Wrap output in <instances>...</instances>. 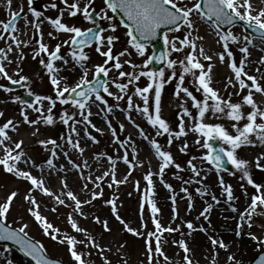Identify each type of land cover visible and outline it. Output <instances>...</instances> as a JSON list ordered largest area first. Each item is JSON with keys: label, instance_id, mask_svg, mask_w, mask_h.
Here are the masks:
<instances>
[{"label": "snow or ice", "instance_id": "1", "mask_svg": "<svg viewBox=\"0 0 264 264\" xmlns=\"http://www.w3.org/2000/svg\"><path fill=\"white\" fill-rule=\"evenodd\" d=\"M0 3L7 6L10 15L7 21H0L2 26L0 40L5 41V46L0 47V77L12 85L24 88L27 95L32 97L31 100H27L19 95L10 96L13 102L19 103V115L22 119L8 118L0 124V151L3 153L0 155V167L17 180L27 183V189L23 194V201L28 205L26 213L45 236L66 246L72 264H89L86 257H90L91 252L81 250L78 247L80 244H83L85 249L94 247L103 257L105 264H110L108 258L104 256L105 246L97 243L74 217L87 219L89 214L85 211V206L91 207L97 199L105 197L104 185L118 188L119 185L128 183L138 166L147 168L143 173L145 182L143 191L139 179L133 182L135 190L141 193L143 231L131 227L120 216L118 197L115 194L111 199L105 198L103 203L111 206L113 216L123 225L124 230L144 237L148 264H159L160 257L170 262L171 258L163 249V234L180 232L181 225L186 226L188 229L186 235L189 237L196 231L208 234L214 250L212 256L208 258L215 264L219 249L227 252L229 248V244L225 243L223 238L214 236L209 231L210 215L214 205L221 204L225 205V210L231 209L239 216V222L234 230L235 235L239 237L246 234L255 241L259 250L255 264H264V236H258L251 231L253 217L264 214V184L257 182L250 170L253 166L264 170V151L255 156L254 162L239 155V150L248 146L259 144L264 147V103L257 100V95L264 97V55L257 61L255 71L259 75L251 74L247 70L252 56L250 48L256 47L264 51V7L257 9L252 0H191L190 3L186 0H101L99 8L95 0H48L42 6H34V0H27L25 12L23 3L19 5L18 10L12 9L13 0H0ZM48 9L56 10L57 14L46 15ZM117 12L123 17L119 23L113 15ZM29 14L32 19H29ZM77 17L82 18L90 26L84 27L76 23ZM20 19L25 21L23 28L30 26L34 33L38 34V39L20 38L18 35L22 31L18 26ZM45 21L52 29L47 33L48 42L44 40L42 30ZM201 23H207L211 28L215 43L222 49L215 55L218 56L219 62L226 63L230 70V74L225 78L226 82H223V90L214 86L216 83L212 74L214 63L211 62L213 56L207 54L203 43H198L206 39V34L199 31ZM238 24L244 29L239 33L234 30V26ZM121 26L126 29L128 47L115 51L116 43L120 40L116 33ZM174 32H183V36L172 35ZM63 36L66 38H62ZM157 37L162 39V50L146 54L148 42L155 41ZM51 41L57 42L52 45ZM33 43L37 47L32 48V59L39 58V64L47 76L52 94L35 92L30 87L32 78L22 74L21 62L25 59L23 49ZM230 45L237 46L241 53L239 60L236 59ZM17 49L19 52L13 61L9 53L16 52ZM93 49L103 58L102 62L89 63ZM132 50L141 58L139 63L130 59ZM124 57L129 58L123 59ZM202 60L209 63L205 64ZM13 62L17 66L14 73L10 74L7 65ZM153 62L163 66L152 68L150 65ZM125 65L132 70L125 71ZM77 69L79 74L75 81L70 83V77ZM113 71L116 73L115 76L111 74ZM142 77L148 81L143 87L137 83ZM188 77L191 79L188 80ZM173 81L179 109L175 128L164 117L162 105L164 87ZM132 86L134 91H131ZM113 87L117 91L114 92ZM0 89L10 94L14 92L13 88L3 83H0ZM233 96L236 97L235 100ZM109 97L113 98L115 103H110ZM134 97H138L142 103L134 102ZM125 99L127 106L122 111L137 130L139 138L150 145L156 158V169H153L151 161L145 165V161L139 159L140 145L131 134L121 137L120 133L126 128L125 123L121 122L117 129L108 118L115 109H121L119 102ZM57 103L68 107L62 108L57 114L54 111ZM93 107L98 109L97 115L105 114L107 130L111 133L113 151L116 153L112 155L107 151L94 152L92 159L96 164L95 170L84 156L87 150L86 141H91L92 144L99 143L97 136L93 135L90 129L101 135L105 133V129L93 123L91 119ZM29 109L36 113L34 119L29 115ZM133 112L146 120L154 135L136 122ZM3 116L4 112L0 110V117ZM221 120L229 121L230 127L225 123L216 122ZM57 121L67 129L59 137L63 144H58L57 139L53 137L37 139L36 143L46 149L49 145L52 146L48 149L50 155L41 163H37L28 155L23 147V139H13L10 135V132H19L22 125H29L35 126L32 135L36 136L41 123L49 126ZM190 132L196 134L195 144L205 151L198 157L192 156L187 159L185 166L177 161L171 146L175 141L184 138L178 149L181 153H187L189 142L186 137ZM163 136H166L167 147L157 139ZM70 150L77 153L82 160L73 159ZM61 156L67 164L57 163ZM197 160L200 161L199 167L195 163ZM121 162L128 169L123 179L119 177L118 166ZM225 162L235 170L230 174L240 173L242 181L240 188L243 195L250 198V203L243 211L236 206L235 201L238 197L233 186L226 183L221 175L222 172L229 171L225 167ZM169 168L177 170L172 175L182 181L180 191L184 194L183 197H178L174 186L165 179ZM33 169H38L40 174H34ZM45 169L48 170L47 173ZM70 169L78 172L86 199H81L69 188L67 173ZM213 169L218 175L220 196L210 194L208 188L204 186L206 173ZM186 170L191 172L188 179L177 174ZM53 172L60 180L59 191L49 186ZM157 177L172 193L169 200L172 205L173 222L180 218L178 198L186 199L189 212L195 207L193 193L189 191L188 185H198L195 193L201 198L210 195L211 202H205L196 217L197 220L203 217L209 227H205L204 224L196 225L192 220H182L176 227H172L171 224L164 226L158 215L162 210L153 198L154 178ZM246 185L252 186L254 191L249 193ZM36 192L55 201L51 208L53 212L58 211L59 206L71 208L67 222L74 232L83 234L84 239H78L77 236L61 230L43 215ZM18 196L20 190L16 188L0 199V241H10L17 245L19 251L30 258L31 264H64L60 259L50 258L45 245L30 236L28 231L30 224L24 216H18L14 224L8 222ZM145 208L151 213L152 230L148 229L143 217ZM92 219L97 224H102L105 231L111 230L107 219L102 220L98 215H93ZM245 226L248 229L246 233ZM181 235L183 237L185 233ZM173 243L183 250L185 264H193L190 255L192 249L187 240L181 238L173 240ZM123 246L122 244L121 247ZM227 261L229 264H241V261L231 253L227 255ZM0 264H14L7 245L0 249Z\"/></svg>", "mask_w": 264, "mask_h": 264}, {"label": "rangeland", "instance_id": "2", "mask_svg": "<svg viewBox=\"0 0 264 264\" xmlns=\"http://www.w3.org/2000/svg\"><path fill=\"white\" fill-rule=\"evenodd\" d=\"M13 1L16 3V9H13V10H18L19 5L21 3H23L25 12H27V0H13ZM95 2H96L97 8H99L101 5V0H95ZM186 2L190 3L191 0H186ZM49 16H53V15H49ZM9 17H10V15H9V10H8L7 6L5 4L0 3V21H7L9 19ZM41 19H43V18H41ZM75 22L82 24L84 27L90 26L87 22L83 21L82 18H80V17H77ZM116 22L119 23L117 20H116ZM24 23H25V21L23 19H20L18 22V26L23 27ZM0 30H2V26H0ZM25 30H28V28H26ZM203 30L206 32L208 31L210 33V36H206V40L207 39L209 40L212 36H214L211 28L209 27V25L207 23H203ZM234 30L242 32L244 29L241 26H234ZM117 33L120 34L119 37L123 40V46L121 47V49L123 47H128L126 29L123 26H121L118 29ZM172 35H179L182 37L183 32H179V33L174 32V33H172ZM35 36L38 37L37 35H35ZM62 38H66V37H62ZM45 41L48 42L49 38H47ZM56 42L57 41H51V44L54 45ZM201 42H203V41H198V43H201ZM0 43H2L5 46V41L0 40ZM257 43L259 44V41H257ZM34 45L37 47V45L35 43H34ZM230 47L232 48L236 59L239 60V53L236 52V50L231 45H230ZM146 54H149V55L151 54L150 47H148ZM91 56H92V52H91ZM128 58L129 57H124L123 59H128ZM102 59H103L102 57L98 56L96 59L90 61L89 63L90 64L100 63V62H102ZM130 59H132L134 62H137V63H139L141 61V58L135 53L134 50H132V56L130 57ZM124 70L125 71H131L132 69L128 65H126ZM111 74L113 76L116 75L115 71H113ZM229 74H230V70L226 74V77ZM190 79H191V77H188V80H190ZM147 82H148L147 78L142 77L137 83L139 84V86L143 87L146 85ZM0 83L6 84L8 87H10L12 85L7 80H5V81L0 80ZM186 83H187V80H186ZM169 85H171L172 88L175 87V81L169 83ZM189 86L191 87V85H189ZM219 88H221V89L223 88V85L221 83H220ZM112 90L114 91L115 88L113 87ZM229 90L231 91L232 89H229ZM131 91H134V86H132ZM2 92L8 96L19 95L21 97L22 95H27L25 89L22 87H19L18 89H14V92L11 94L7 93L3 90H2ZM197 95H199V94H197ZM258 98H260V100L263 99L262 97L257 95V99ZM108 99H109L110 103H115V101L112 98L109 97ZM235 99H236V97L233 96V100H235ZM134 102L142 103V101L138 97H134ZM12 103L18 109L20 108V105L18 102L12 101ZM119 103L121 104L120 110L126 108V106H127V100L126 99L120 101ZM93 109L96 112L98 111V109L96 107H93ZM18 114H19V111H18ZM12 115L15 116L14 113ZM101 115L104 116V118H105L104 113H101ZM112 115H113V113L109 114L108 118L112 120L113 126H115L117 129H119V124L121 122L126 123L125 131L123 133H120L122 138L131 132H133L137 135V130L134 127H130L128 125V123L126 122L125 113L121 112L120 113L121 118L117 119V120L115 118H113ZM133 118L136 120L137 123H139L142 127H144L146 129V131H149L152 135H154V132L151 131L150 126L147 124L146 120L142 116H140L137 113H133ZM115 120L118 121V122H116V124H115ZM103 124H104L103 129H105V133L103 135H101L98 132H95V130H93V129H90V131H92V134L97 136L99 143L92 144L91 141H89V143H91V144H90V146H88V150L84 154V156L88 158V163L90 165L94 166L93 170H94V168H96V164L94 163V161L92 159L94 152L107 151L109 153L115 154V152L113 151V146H112L111 133L107 130L106 120L103 121ZM226 125H228L230 127V122L227 120H226ZM50 130H51V133L54 134V136H55L54 138H56L59 142H61V140L59 139L60 135L63 132L67 131L66 126H64L62 123H60L59 126H55V127L51 126ZM82 132L83 131L81 129V133ZM165 138H166V136L157 137V139L160 141V143L162 145H164L165 147H167V145H165V143H164ZM189 138H192L193 144H195L196 134L190 132L189 135L186 137V139L188 140ZM141 142L145 143V141H143L142 139H141ZM180 143H181V141H178L177 146H179ZM171 151L173 152L174 155H176L175 158L177 159V161L182 163V164H185V166H186L187 159H189L195 155L200 156L202 154V152L205 150L199 148L197 145H196V147L195 146L190 147V145H189V149H188L187 153H181V152H179V149L177 151H175L174 149L173 150L171 149ZM27 153H28V155L33 157L37 163H41V161H43L45 159L44 157L49 155L46 151L41 150L40 148H36L32 155L29 154V152H27ZM70 153H71L73 159L82 160V158L79 157L78 154L75 153L74 151L70 150ZM2 154H0V155H2ZM248 154H249V152L245 148H242L241 150H239V155L244 157V158ZM251 155H254L253 157L255 159V156L258 155V153L251 154ZM195 163L197 164L198 167L200 166L199 160L195 161ZM122 164H123L124 170H127V166L124 163H122ZM136 169H138V168H136ZM232 170L235 171L234 169H232ZM251 170L255 171V174L253 175L254 179L257 182L264 184V170L256 169L254 166L252 167ZM176 171L177 170L175 168H169L165 174V179L174 186L175 192L178 195V197H181L178 187L182 185V181L176 179V177H174L172 175V173L176 172ZM74 172H76V171H74ZM177 174L179 176H183V178L186 179L184 174H182L180 172H178ZM206 175H207V179L209 180V182H208L209 184L207 186L209 193L210 194L215 193L217 196H220L221 192H220V189L218 186V175H217V173L213 169V170H210L208 173H206ZM221 175H223L226 183H229L233 186L234 193H235L236 197H238L237 201H235L236 206L238 207L239 210L243 211L244 208L247 206V204L250 203V198L245 197L243 195V190L240 188V184L242 183V181L240 180V173L236 172L235 175H232L229 172H222ZM75 177H77V174L75 175ZM130 179H139L141 182V191H143V189L145 188L143 176H140V175L139 176H131ZM155 183H157L159 185L160 192L161 193L163 192V195L169 197L172 194L170 192V190L167 189L164 186V184H162L161 182H158V180H155ZM56 184L60 185V181L56 180ZM27 186L28 185L25 181L17 180L14 176L6 173L2 169V167H0V199H3L13 189L18 188L20 190V196H18L15 199L12 212L8 217V222L14 224V222L16 221L18 216H21V215L24 216L25 219L28 220L29 224H30V227L28 229L30 236L36 240H40L45 245L49 257L54 258V259H60L64 262V264H72L71 257L67 253L66 246L63 244H59V243L51 240L49 237L45 236L43 234V232L39 229V227L35 223L32 222L31 217L28 216V214L26 213V208L28 207V205L23 201V194L26 191ZM246 187L248 188L249 193L254 191L252 186L246 185ZM80 188L82 189V186ZM114 189L115 190L113 191V188H109L107 186V184H105L104 185L105 197L97 199L93 203L92 212L88 213V211L85 210L89 214L88 218L84 219L83 217H80V216H75L74 218L77 220V222L80 224L81 227L88 230L89 234L96 240L97 243L101 244L102 246H105L104 256H106L108 258V260L110 261V264H125V262H126V264H148L147 257H146V248H145L144 237L136 236L133 233H129L126 230H124L123 225L114 216H113V218H111V215H110L111 214V206L105 205L103 203V200L105 198H107V199L113 198L116 191H118V194H119L120 192H122L124 190H128L129 193H131V195H129V193H128L127 196L120 198L119 196H117L115 194V196L118 197V201H117L118 212H119L120 216L122 217L123 210L127 207V205H131V200L133 198H135L134 203H133L134 208H132V210H133L132 213L137 218V222L134 224H131L129 222L128 223L131 227L143 231V229L141 228V210H140V195H141V193H138L135 190L134 185L132 183H130L129 185H126L124 187H118V188L114 187ZM193 195H194V202H195V206H196V207H194L193 211L195 214H197L198 212H200L202 210L205 202H211L210 195L203 197V198L198 196L196 193H194ZM127 197H128V199H127ZM86 198H87V196H86ZM69 203H71V202H69ZM53 204H51L49 207H46V208L40 206V211L42 212V214L45 215L55 226H57L61 230L66 231L68 234L77 236L78 239H81V240L84 239L83 234L74 232L67 222V215L69 212L72 211V209L68 208V207H64V206H59L58 211L53 212L51 210ZM177 207L179 209L180 216L184 215L187 212V202L184 199L177 200ZM214 207H215V205H214ZM218 207L220 208V211H221L220 214L217 215V213L215 212V213L210 215L211 226L216 227L215 231L212 232V230H211L210 232L214 236H218L220 238H223L225 243L229 244V248H228L227 252L223 249H219V255L216 258L215 264H229V262L227 261V255L229 253L235 255L236 258L239 261H241V264H247L256 254L259 253V250L256 247V242L253 241L246 234H243V235L237 237L235 235L234 230L236 228L237 223L239 222V216L237 214H234V218H236V220L225 219V217L232 215L231 209L225 210L224 204H221ZM167 213H168L170 219H168V222H166V224L164 226H168L169 224H171L172 227H176V225L180 224L182 220H186V218L182 219L180 217L178 220L173 222L171 219L172 218V210L168 209ZM93 215L100 216V218L102 220L107 219L109 221V226H110L111 230L105 231L102 224H97L92 219ZM215 216L218 218H216ZM143 217L147 223L148 229L152 230L153 225L151 222V213L147 208H145V210L143 212ZM231 217H233V216H231ZM198 221L202 222V221H200V219ZM254 221H259L256 216L253 217V223H252L251 231L254 232L258 236H264V222L259 221V223H257L255 226ZM183 227L184 226L181 225L180 231H181V233L186 234L187 228H183ZM247 231H248V229L245 226V233ZM163 240H164L163 249L166 252V254L171 258V260H170V262H166V261H164V259L162 257H160L159 258V264H185V261L183 260V256H184L183 250L180 249L177 244L173 243V240H179L177 232L164 233L163 234ZM122 244L124 245L123 247H121ZM204 246L205 247L202 249V246L199 245V249H201V250H200V254H199L198 259L203 261L202 264H212L211 260L208 257L212 256L214 250L212 249L211 244L204 245ZM78 247L85 252H89V251L91 252V256L86 257L89 260V264H105L103 257L98 253L97 249H95L94 247H89L88 249H85L83 244H80ZM2 248H3V246H0V249H2ZM9 249H10V255L14 261V264H29L28 260L24 259L20 255V253H18L16 250H14L11 247H9ZM192 260H193V258H192ZM193 264H195L194 261H193Z\"/></svg>", "mask_w": 264, "mask_h": 264}, {"label": "bare ground", "instance_id": "3", "mask_svg": "<svg viewBox=\"0 0 264 264\" xmlns=\"http://www.w3.org/2000/svg\"><path fill=\"white\" fill-rule=\"evenodd\" d=\"M47 2H48V0H34V6H42L44 3H47ZM252 3L254 4V6L257 9H259L260 7H264V3H262V0H252ZM12 9H16V3L14 1H13ZM56 14H57L56 10H54V9H48L46 12V15L55 16ZM65 18L67 19V16ZM29 19H32L31 15L29 16ZM78 24H80V23H78ZM21 28H22V31H21V33H18V35L20 36V38L22 40L28 39L29 37H32L34 40L39 38L38 34H35L34 29H32L30 26L28 27V30H25L23 27H21ZM42 30L44 32V40H46L47 38H49L47 36V33L52 30L51 26L45 21L42 25ZM199 31L202 34H206V36H210V33L208 31L206 32L203 30V23H201ZM235 31L239 33V31H237V30H235ZM35 35H37L38 37H36ZM116 35L120 36L119 33H116ZM63 37H66V36H63ZM201 43L204 44V47H205L207 54L213 56V61H211V62L214 63V68H213V72H212L213 79L216 81L214 86L219 88L220 83L223 85V82H226L225 77H226V74L229 72L227 64L226 63L221 64L219 62L218 56L215 55L216 52H218L222 49L220 48V46H218L215 43V37L214 36H212L209 40L205 39ZM3 46L4 45L2 43H0V47H3ZM122 46H123V40L120 38L119 42L116 43L115 51H120ZM231 46L236 50V52L239 53V59H240L241 53L239 52L237 46L236 45H231ZM34 47H36V46L33 43L29 47H26L23 49V51L25 52V59L21 62V67L23 68L22 74L29 75L32 78V81L30 83V87H32V89L35 92L41 93V94H47V93L52 94L51 93V86L48 82L47 76L43 72L42 66L39 64V58H37L36 60L32 59V55H33L32 48H34ZM250 51L252 52V56L250 58L251 63L248 66L247 70L251 74L259 75V73H256L255 69L258 66L257 61H258L260 56L264 55V51H261L259 48H256V47H251ZM18 52H19V49H17L16 52L9 53V56L13 59V61H15V57L18 54ZM98 56H99V54L95 53V51L93 49L90 61L96 59ZM202 62H204L205 64L209 63V61H203V60H202ZM5 63H7V62L5 61ZM16 66H17V64L15 62L7 65V68H8V71L10 72V74L14 73ZM78 74H79V70L77 69V71L71 75L69 82L70 83L74 82L75 79L77 78ZM0 80L5 81L6 79H4L3 77H0ZM174 90H175V87L172 88L171 85L166 84L164 87V90L162 92L163 115L171 123L173 128H175L176 124L178 123V119L176 116H177V112L179 111L178 106H177V97L174 95ZM221 90H223V88ZM115 91H117V89H115L114 92ZM262 98H263L262 100H260V98H258L257 100L260 101L261 103H264V97H262ZM67 107L68 106H62L59 103H57V106L54 109V111L57 112V114H58L62 108H67ZM0 110H2L4 112V116L0 117V124H2L8 118H13L14 120H21L22 119V117L18 114L19 109L12 103L10 96L5 95L1 89H0ZM28 111H29V115L34 119L36 117V113H33L31 110H28ZM92 112H93V116L91 117V119H92L93 123H95L98 127L103 128L104 127L103 121H105L104 116H102L101 114L97 115L96 114L97 112L94 109H92ZM121 112L125 113L124 111H122L120 109H115L113 112V115H112L113 118H115L116 120L120 119L121 118V115H120ZM13 113L15 114V116L12 115ZM133 113H135V112H133ZM125 119H126V114H125ZM116 120H115V124H116V122H118ZM126 122L128 123V125L130 127H133V125L127 119H126ZM216 122H222V123L226 124V120H221V121H216ZM59 125H60L59 121H57L54 125H49V126H46V125L41 123L39 125L40 131L36 134V136L32 135V132L35 130V126L22 125L19 129V132H10V135H12L13 139H23L24 140V146L23 147H24L26 152H29V154L32 155L36 148H40L41 150L46 151L50 155V152L48 151V149H50L52 146L49 145L48 149H46L44 146L37 144L36 140L37 139H44L47 137H53L54 138L55 136H54V134L51 133L50 127L51 126L55 127V126H59ZM125 125H126V123H125ZM63 133H65V132H63ZM129 134H131L134 137V139L136 140L137 144L140 145L139 159L144 160L145 165H147V163L149 161H151L153 169H156V163H157L156 158L153 155L148 142L145 141L146 144L144 142L142 143L141 138H139V136H137L133 132H131ZM81 135L83 136V132L81 133ZM182 139H184V138H181V140ZM181 140L175 141L174 144L171 146V149L172 150L174 149L175 151H177L178 150L177 142L181 141ZM188 142H189L190 147H194V146L196 147V145L193 144L192 138H189ZM57 143L63 144V141L59 142L57 140ZM86 143H87V150H88V146H90L91 143H89V141H86ZM164 143H165V145H167L166 144V138L164 139ZM245 149H247L249 152V154L245 158H247L253 162H254V157H253L254 155H251V154H255V153L259 154L260 152L264 151V147L260 146L259 144L255 145V146L245 147ZM0 154H2V151H0ZM111 154L116 155V153L115 154L111 153ZM70 155H71V153H70ZM195 156L198 157V155H195ZM44 158L46 159L47 156ZM57 163L58 164H67V161L63 158V156H61L60 159L57 161ZM21 167H24V165H21ZM118 167H119V177L121 179H123V176L128 171V169L124 170L122 162L119 163ZM137 168L138 169H135L132 176H139V175L143 176V173L147 170L146 166L145 167H139L138 166ZM94 170H95V168H94ZM47 171L48 170L45 169L46 173H47ZM74 171H76V170L70 169V171L67 173L68 186L74 192H76L80 196L81 199H86V195L84 194L83 190L80 188L82 186V182L79 179L78 172L77 171L74 172ZM85 172H87V169L85 170ZM251 172H252V175L255 174V171L251 170ZM33 173L36 175L40 174L38 169H33ZM180 173L184 174L186 179H188L189 176L191 175L190 170H186V171H183ZM76 174H77V177H75ZM61 175H63V173H61ZM56 180L60 181L59 178L57 177V174L55 172H53L51 175V179L49 180V186L52 187L54 190L59 191L61 185L56 184ZM135 180L136 179H130L128 183L121 184V185H119V187H124L126 185H129L130 183L133 184V182ZM154 180H158V182H160L158 177L154 178ZM208 182H209L208 179H206L204 181L205 187L208 186V184H209ZM144 185H145V182H144ZM197 186L198 185H196V184L188 185L189 191L194 194L195 188ZM114 187H113V191L115 190ZM180 187L181 186L178 187L179 193H180L181 197H183L184 194L180 191ZM128 193H129L128 190H124V191L120 192L119 194H118V191L115 192V194L117 196H119L120 198L127 196ZM36 197H37L38 201L40 202V206L45 207V208L49 207L51 204L55 203V201L53 199H51L48 196L41 194L40 192H36ZM193 197H194V195H193ZM153 198L156 201L157 205L162 210L161 213L158 215H159V218L161 220V223L163 225H165L166 222H168V219H170L169 215L167 213V210L172 209V205H171V201H169V197L163 195V192L162 193L160 192V187L157 183H155V196ZM127 199H128V197H127ZM134 200H135V198H133L131 200V205H127V207L123 210V213H122V217H124V219L131 224H134L137 222V218L132 213V211H133L132 208H134V206H133ZM178 200H180V199H178ZM184 200L186 201V199H184ZM69 202H71V201H69ZM194 204H195V202H194ZM85 210L88 211V213L92 212V206L91 207L85 206ZM193 210L191 212H189L187 210V212L184 214L185 216L181 215L180 217L182 219L186 218V220H192L193 223L196 225L204 224L205 227H209L207 225V222L203 220V217L200 218V221H202V222H199L196 219L199 212L197 214H195ZM215 212L217 213V215L220 214L221 211H220V208L218 206H215L213 208L211 214H213ZM234 214H236V213L232 212L231 216H233V217L228 216L225 219L236 220V218H234ZM110 215H111V218H113L112 212ZM216 218H218V217H216ZM183 228H186V226H184ZM211 230H212V232L215 231L216 227L210 226L209 231H211ZM187 231H188V229H187ZM177 235H178V239L184 238L187 240L189 247L192 249V252L190 253V255L193 258V261L195 262V264H197V262H198V264H202L203 261L198 259L199 254H200V250H201V249H199V245L202 246V249H203L205 247L204 245L211 244L209 237H208V234H206L205 232H202V231H196L192 234L191 237L187 236L186 234L182 237L181 231H180V232H177Z\"/></svg>", "mask_w": 264, "mask_h": 264}, {"label": "water", "instance_id": "4", "mask_svg": "<svg viewBox=\"0 0 264 264\" xmlns=\"http://www.w3.org/2000/svg\"><path fill=\"white\" fill-rule=\"evenodd\" d=\"M115 15L117 16V18L119 20L123 18L122 15L119 12L115 13ZM148 44L152 45V51H153V53H158L159 51L162 50V47H163V45H162V39L160 37H157V39L155 41L148 42ZM161 66H163V65L162 64H157L155 62H153L151 64V67L152 68H159ZM27 100H30V99H27ZM213 143H216V142H213ZM225 167L229 169L227 162H225ZM0 245H10L13 248L19 250L18 246L15 245L14 243L10 242V241H0ZM26 258L30 261V258H28V257H26ZM256 258H257V256L249 264H255Z\"/></svg>", "mask_w": 264, "mask_h": 264}]
</instances>
